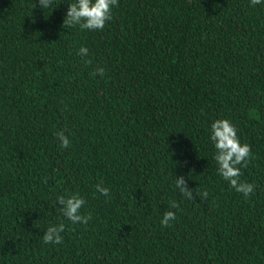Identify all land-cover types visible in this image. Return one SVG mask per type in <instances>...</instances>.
Here are the masks:
<instances>
[{"label":"trees","instance_id":"16d2710c","mask_svg":"<svg viewBox=\"0 0 264 264\" xmlns=\"http://www.w3.org/2000/svg\"><path fill=\"white\" fill-rule=\"evenodd\" d=\"M70 2L0 0V264H264V0H118L97 31L62 26ZM222 118L248 198L217 170ZM76 192L86 225L56 204Z\"/></svg>","mask_w":264,"mask_h":264},{"label":"clouds","instance_id":"9594fccd","mask_svg":"<svg viewBox=\"0 0 264 264\" xmlns=\"http://www.w3.org/2000/svg\"><path fill=\"white\" fill-rule=\"evenodd\" d=\"M262 0H250L252 6L260 4ZM53 4V0H39V7L43 10L48 9ZM37 5L35 4V7ZM112 6H118V0H71L66 11L63 27L66 29L79 26L81 30H103L106 23L112 20ZM34 7V8H35ZM88 48L81 46L78 55L87 56ZM91 64V60L86 61ZM105 69L98 67L93 76L99 74L103 76ZM57 139L61 141V147L67 148L70 145V140L63 131L55 133ZM210 139L213 142L216 152L214 159L218 165V173L226 181H229L230 186L238 193H242L245 198H248L254 193V185L248 182H241L240 165L247 167V163L252 156L251 146L247 143H241L237 133L236 126L227 118L214 120L211 124ZM176 188L187 199H195L196 196H201L203 200H207L209 193L207 191H197L193 196L194 189H189L183 177H176ZM96 191L104 196H109V189L104 187L102 182L95 185ZM62 205L60 212L73 224H87L92 218L91 213L87 215L81 214V209L85 204L84 198L76 193H66L56 197V204ZM171 208H179L176 201H170ZM176 214L173 211H166L161 220L164 227H169V221L174 220ZM65 230L64 223L59 225H50L42 236L45 244L55 243L60 244L63 241L61 233Z\"/></svg>","mask_w":264,"mask_h":264}]
</instances>
